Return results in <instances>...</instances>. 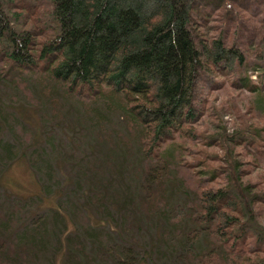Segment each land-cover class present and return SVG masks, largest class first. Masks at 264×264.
<instances>
[{
    "label": "trees",
    "instance_id": "16d2710c",
    "mask_svg": "<svg viewBox=\"0 0 264 264\" xmlns=\"http://www.w3.org/2000/svg\"><path fill=\"white\" fill-rule=\"evenodd\" d=\"M196 3L0 0V188L19 159L41 185L29 196L0 192V264H264L244 240L264 227L241 175L228 171L221 184L218 168L202 167L185 180L171 164L195 150L205 73L264 95V0L245 4L253 28L237 22L212 35L198 33ZM48 82L87 107L67 119L90 122L98 137L86 148L75 138L54 145L56 163L48 122L67 111ZM118 109L131 137L108 131Z\"/></svg>",
    "mask_w": 264,
    "mask_h": 264
},
{
    "label": "rangeland",
    "instance_id": "374dc122",
    "mask_svg": "<svg viewBox=\"0 0 264 264\" xmlns=\"http://www.w3.org/2000/svg\"><path fill=\"white\" fill-rule=\"evenodd\" d=\"M219 1L197 0L194 19L196 20L195 25L199 27V34L203 32L206 35H212L216 33L215 30L226 27L234 31L237 22L253 28L252 23L258 22V19L252 18L249 10L245 9V4L252 0H221L224 6L214 5ZM237 9L241 15L235 21ZM213 25L218 29L212 28ZM248 74L252 76V79H257V72L252 66L248 68ZM201 80L196 89V103L203 113L196 122V141L192 140L189 143V146H193L195 150L186 148L181 156L175 155L174 161L171 162L172 168L174 171L177 170L179 177L187 180L186 176L196 178L197 170L202 167H215L220 171L221 184L227 181V176L230 174L228 171L234 170L235 175L240 174L243 181L249 184L252 193L258 194L257 197L261 201H255L252 207L255 220L261 227H264V151H262L264 130L260 127L264 126V95L243 86L237 76L225 72H218L215 75L205 73ZM47 86L57 87L54 94L59 97V103L56 106V108L59 107L58 112L65 111L66 113L67 111L66 116L63 114L64 118L62 115L55 116V121L50 119L48 122L50 126H53L50 132L55 140H47L44 146L48 151L52 150L50 154L56 163L57 158L62 156L58 150L67 149L73 138L81 140L82 146L86 148L98 137L93 133L90 122L76 126L75 122L67 119L71 113L74 115L76 113L77 116L79 114L78 117H81L87 107L81 101H77L74 96L65 93L60 85L48 82ZM17 95V98H21L20 90ZM110 103L117 107L118 101L111 100ZM98 106L99 104L96 103L94 108L103 111L102 106L101 110ZM94 108L91 107L95 110ZM28 111L31 112V109ZM102 115L107 114L103 112ZM107 118V126L110 124L108 131L116 134L120 131L127 137L132 136L127 130V116L122 109H118L116 113L110 114ZM32 119L33 116H30L28 120ZM6 135L8 137L11 133L7 131ZM177 141L186 145L181 139ZM54 145L58 150L52 148ZM256 146L260 150H255ZM1 181L4 185L0 188L1 193L8 191L29 196L38 193L41 189L37 174L26 159L16 160L7 167ZM256 232L254 229H247L244 240L249 247L258 250L260 255H264V229L261 235Z\"/></svg>",
    "mask_w": 264,
    "mask_h": 264
}]
</instances>
